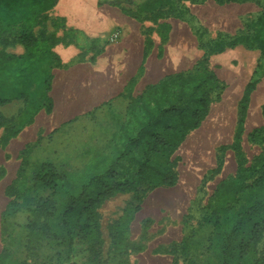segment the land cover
<instances>
[{
  "label": "rangeland",
  "instance_id": "374dc122",
  "mask_svg": "<svg viewBox=\"0 0 264 264\" xmlns=\"http://www.w3.org/2000/svg\"><path fill=\"white\" fill-rule=\"evenodd\" d=\"M98 1L103 3L100 6L118 9L141 25L144 59L150 58L154 69L166 76L194 73L197 64L205 62L217 76L220 90L211 92L206 118L198 129L189 132L180 148L169 156H154L162 166L175 165L177 184L155 186L150 184L148 175L122 173L119 180H133V190L117 193L98 207V233L93 240L89 237L78 243L72 263L189 264L191 257L207 256L203 244L211 227L200 226L219 184L234 179L242 168L264 164V140L250 137L264 131V32L258 40L262 46L256 42L253 48L243 44L218 47L219 43L227 45L238 37L255 36L254 24L264 16V0L225 4L216 0H162L143 9L139 5L145 0H121L116 7L107 4L113 0ZM2 22L0 17L3 36L12 40L25 29V20L15 25L6 22L8 26ZM37 23L38 27L30 32L41 46L64 48L70 56L76 51L80 60L94 59L120 38L118 31L103 38L86 36L69 29L64 19L52 13L39 16ZM177 58H183L184 64L177 63ZM161 74L154 80L162 78ZM33 90L34 86L26 99L0 106V254L8 249L10 264H58L51 260L50 247L45 242L28 235L26 225L31 215L19 209L5 216L7 206L15 198L21 204L23 196L46 195L31 182L43 162H51L74 184L81 182L85 172L102 170L106 159L114 154L111 143L118 137V123L128 119L131 101L123 97L61 124L51 115L54 104L50 96L40 109L35 108L33 98L37 95H33ZM245 98L247 112L236 150ZM224 105L230 131L224 140L212 142L209 132ZM202 139L206 146H201L203 154H198L192 145ZM194 160L198 173L191 188L182 194L187 181L185 173ZM192 232V244L184 251L182 243ZM122 233L124 240L115 246L114 240L119 241ZM96 238L102 243L99 259L88 251V245ZM256 249L244 264H264V235Z\"/></svg>",
  "mask_w": 264,
  "mask_h": 264
},
{
  "label": "trees",
  "instance_id": "16d2710c",
  "mask_svg": "<svg viewBox=\"0 0 264 264\" xmlns=\"http://www.w3.org/2000/svg\"><path fill=\"white\" fill-rule=\"evenodd\" d=\"M57 1L0 0L3 24L15 25L25 20V29L17 40L27 50L22 56L0 52V106L26 99L33 86L32 93L37 95L33 98L36 109L49 99L51 69L53 65H59L60 60L51 48L41 46L30 30L37 26V18L50 12ZM161 1L145 0L139 8ZM216 1L225 4L251 0ZM129 2L133 3L132 0ZM120 3L121 0L107 2L115 7ZM254 26L253 38L238 37L227 45L219 43L218 47L223 49L243 44L253 48L256 42L262 46L258 40L264 32V16ZM135 83L133 80L123 95L131 101L128 119L118 123V137L111 143L114 154L106 159L102 170L85 172L81 182L74 184L51 162H43L32 175L31 182L46 195L37 198L23 196L21 204L15 198L7 206L5 216L15 214L19 209L31 215L26 225L28 235L45 242L50 247L51 260L58 264H74L78 243L89 237L93 240V235L99 230L97 209L105 200L117 193L133 190V180H119L122 173L148 175L150 184L155 186L172 187L177 184L175 165L162 166L154 156L174 154L189 132L198 129L206 118L212 102L211 92L220 90L217 76L208 70L205 62L198 63L194 73L165 76L157 84L148 86L138 98L132 99ZM247 103L245 98L236 133V150H239L243 134ZM250 137L252 140H264V131L254 132ZM212 199L213 204L207 207L200 226L211 227V233L203 244V252L207 256L191 257L189 264H244L247 257L256 253L264 235V164L240 169L234 179L219 184ZM194 236L195 232H192L184 239V251L190 248ZM118 240H114L115 246L124 240L123 233ZM101 247L102 243L96 238L88 245V251L99 259ZM8 260L9 250L4 249L0 254V264H10Z\"/></svg>",
  "mask_w": 264,
  "mask_h": 264
},
{
  "label": "crops",
  "instance_id": "0c3cea01",
  "mask_svg": "<svg viewBox=\"0 0 264 264\" xmlns=\"http://www.w3.org/2000/svg\"><path fill=\"white\" fill-rule=\"evenodd\" d=\"M109 8L100 6L98 0H58L56 6L46 13L64 19L69 29L92 38L111 36L117 31L120 33L117 43L108 45L94 59L80 60L76 51H72L70 56L71 53L64 48L52 49L60 60L58 66H52L49 92L54 104L51 115L55 122L64 124L123 98L133 80L136 83L131 96L136 99L148 86L166 76L161 74V70L153 68L150 58L144 59L141 25L122 11ZM4 32L0 25V52L25 55L26 48L17 39L3 36ZM17 50L21 52L17 53ZM160 74L163 77L154 80Z\"/></svg>",
  "mask_w": 264,
  "mask_h": 264
},
{
  "label": "bare ground",
  "instance_id": "6f19581e",
  "mask_svg": "<svg viewBox=\"0 0 264 264\" xmlns=\"http://www.w3.org/2000/svg\"><path fill=\"white\" fill-rule=\"evenodd\" d=\"M183 57V55H182ZM167 60V59H166ZM165 60V61H166ZM177 63L179 64H184L183 58H177ZM65 94V93H64ZM71 98V97H70ZM69 102V101H68ZM70 108V107H69ZM227 111L226 105H224V107H222L219 111L218 114L216 115V119H215V123L212 127V129L209 132V136H210V141L214 142V141H221L224 140L225 138H227L229 131H230V125L228 124V122H225V113ZM65 113V112H64ZM58 115V114H57ZM56 115V116H57ZM61 116V115H60ZM52 119V118H51ZM59 119V117H58ZM203 145L206 146V143L203 142V139L200 140L197 143H194L192 145V149L196 150V153H201L203 154L199 148ZM191 149V151H192ZM195 161V160H194ZM198 173V164H196V161L192 163V167L185 173V175H187V181H186V186L184 187V191L182 194H186L187 191L189 190V188H191V186L194 183V178L195 175H197ZM183 196V195H182Z\"/></svg>",
  "mask_w": 264,
  "mask_h": 264
}]
</instances>
